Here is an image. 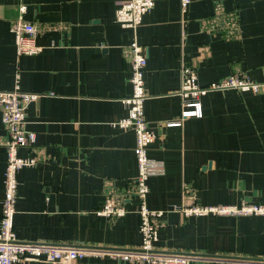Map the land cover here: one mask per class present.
Segmentation results:
<instances>
[{"label": "crops", "instance_id": "1", "mask_svg": "<svg viewBox=\"0 0 264 264\" xmlns=\"http://www.w3.org/2000/svg\"><path fill=\"white\" fill-rule=\"evenodd\" d=\"M116 1L0 0V91L17 82L38 95L25 111L35 147L18 152L37 154L38 162L17 173V238L124 250L141 243L130 193L134 133L113 125L127 115L121 100L131 93L128 46L135 38L147 58L144 113L156 136L147 205L166 211L154 250L198 255L191 264H264V215L184 218L175 210L188 198L200 206L264 204V95L211 91L201 98L202 117L167 125L179 119L181 57L200 86L238 69L264 80V0H191L183 19L179 0H155L134 33L114 22ZM17 18L43 28L38 54L16 55L10 24ZM5 139L0 113V214ZM109 191L123 195L131 212L99 216ZM76 264L120 262L96 256Z\"/></svg>", "mask_w": 264, "mask_h": 264}, {"label": "built area", "instance_id": "2", "mask_svg": "<svg viewBox=\"0 0 264 264\" xmlns=\"http://www.w3.org/2000/svg\"><path fill=\"white\" fill-rule=\"evenodd\" d=\"M190 1L179 0L181 19L186 15ZM154 5L155 0H117L114 22L120 28L129 29L134 33L141 25L144 15L150 12ZM18 10L23 12L25 6L20 5ZM10 32L13 35L17 56L35 55L41 52L43 47L37 44L36 39L44 32L43 28L17 18L10 24ZM128 61L131 93L121 100L127 110V115L114 122L113 125L124 130L130 129L134 133L133 153L136 159L137 174L132 182L130 193L136 201L133 212L138 219L141 243L136 249L124 250L52 246L21 241L17 238L13 227L18 187L17 173L23 167L34 166L38 162L37 154L23 158L18 152L20 149L31 150L35 147L36 134L26 129L25 111L29 103L38 95L23 92L16 82L12 90L0 91L1 122L6 132V139L3 142L6 149V161L0 214V264H76L80 260L96 256L108 257L119 261L120 264H191L196 259L194 256L182 253L154 250L159 231L164 227L166 211L153 210L147 205L151 168L148 149L156 136L149 128L144 113V103L148 97L144 80L147 58L135 38L128 46ZM262 73L264 75V67ZM179 79L180 86L177 91L181 103L179 119L168 123V126L180 125L184 120L202 117L201 98L211 91L236 90L240 93L264 95V80L254 81L239 69L218 82L200 86L197 83L194 66L183 57L180 58L179 63ZM124 200L121 194L107 192L104 203L97 214L109 220L124 217L131 212V208L127 207ZM175 210L180 212L184 218L209 214L264 215V204L200 206L192 198H188Z\"/></svg>", "mask_w": 264, "mask_h": 264}, {"label": "water", "instance_id": "3", "mask_svg": "<svg viewBox=\"0 0 264 264\" xmlns=\"http://www.w3.org/2000/svg\"><path fill=\"white\" fill-rule=\"evenodd\" d=\"M184 254L190 255V256H194V257H198V255H196V254H188V253H184ZM200 256H203L205 258V257H208L209 255H200ZM226 258H229V259H237V260L244 259L246 261H251V262H253V260H257V259H245V258H242V257H226Z\"/></svg>", "mask_w": 264, "mask_h": 264}]
</instances>
